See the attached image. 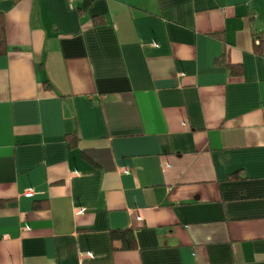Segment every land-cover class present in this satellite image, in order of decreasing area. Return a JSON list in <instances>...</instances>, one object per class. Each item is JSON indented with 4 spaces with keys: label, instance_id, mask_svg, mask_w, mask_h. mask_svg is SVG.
<instances>
[{
    "label": "crops",
    "instance_id": "crops-1",
    "mask_svg": "<svg viewBox=\"0 0 264 264\" xmlns=\"http://www.w3.org/2000/svg\"><path fill=\"white\" fill-rule=\"evenodd\" d=\"M0 11V264H264V0Z\"/></svg>",
    "mask_w": 264,
    "mask_h": 264
},
{
    "label": "trees",
    "instance_id": "trees-1",
    "mask_svg": "<svg viewBox=\"0 0 264 264\" xmlns=\"http://www.w3.org/2000/svg\"><path fill=\"white\" fill-rule=\"evenodd\" d=\"M261 45H264V38L261 39V42L259 43ZM7 39H6V30H5V21H4V15L0 11V53H4L7 49ZM231 68L234 72H239L240 71V66L239 65H231ZM49 83V81H47ZM1 203L5 202L4 200H0ZM123 234V231H118L114 230L113 231V236H119Z\"/></svg>",
    "mask_w": 264,
    "mask_h": 264
},
{
    "label": "built area",
    "instance_id": "built-area-1",
    "mask_svg": "<svg viewBox=\"0 0 264 264\" xmlns=\"http://www.w3.org/2000/svg\"><path fill=\"white\" fill-rule=\"evenodd\" d=\"M69 2H70L71 5H73V0H69ZM256 41L258 43H260L261 42V36H256Z\"/></svg>",
    "mask_w": 264,
    "mask_h": 264
}]
</instances>
